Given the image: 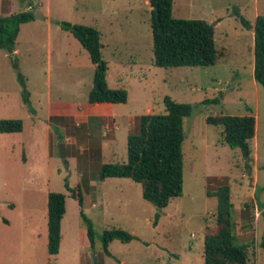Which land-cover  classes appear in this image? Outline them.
Returning <instances> with one entry per match:
<instances>
[{"label": "rangeland", "instance_id": "obj_1", "mask_svg": "<svg viewBox=\"0 0 264 264\" xmlns=\"http://www.w3.org/2000/svg\"><path fill=\"white\" fill-rule=\"evenodd\" d=\"M25 10L34 20L20 25L12 53L0 49V118L23 122L21 132L0 134V264H204L203 239L215 228L216 209L207 192L224 184L247 264H264L257 205L264 208V89L253 78V29L241 22L253 26L264 0H173L174 17L214 26L218 55L214 65L167 69L153 63L148 0H0V15ZM62 21L99 31L107 83L127 91L125 103L88 101L94 66ZM165 95L190 103L192 112L184 119L182 194L157 208L132 179L99 180L98 170L126 160V136L137 131L140 115L164 112ZM214 97L219 101L204 102ZM249 113L256 127L247 167L224 143L223 127L205 117ZM64 178L81 186L94 249L80 238V208ZM49 191L65 194L56 255L46 248ZM112 227L136 238L111 241L106 255L101 236Z\"/></svg>", "mask_w": 264, "mask_h": 264}, {"label": "trees", "instance_id": "obj_2", "mask_svg": "<svg viewBox=\"0 0 264 264\" xmlns=\"http://www.w3.org/2000/svg\"><path fill=\"white\" fill-rule=\"evenodd\" d=\"M152 34L153 63L158 67H196L214 65L217 48L214 26L201 18H177L172 15L173 0H148ZM30 6V4H29ZM34 20L30 10L0 15V49L12 53L22 23ZM244 27L250 23L241 18ZM60 27L70 33L88 53L94 66L93 86L88 93L90 103L117 104L127 101V91L108 85L107 62L102 58L103 44L99 31L89 25L60 22ZM253 78L264 89V14H258L253 24ZM221 93L219 94V96ZM28 104L27 93L23 97ZM218 97L204 102H218ZM164 112L142 114L136 132L126 136V160L103 163L98 170V179L130 178L141 188L142 198L157 208L165 207L172 198L182 194L183 152L185 139L184 119L192 112L190 103L176 102L170 96L163 97ZM251 112V108H247ZM206 124L223 127V141L230 148L240 151L249 167L251 161L250 141L255 136L256 119L252 113L245 115L215 114L205 117ZM23 129L19 118H0V134L17 133ZM64 188L80 208L82 220L81 240L86 247L94 249L93 224L82 210L83 194L77 183L70 186L64 178ZM208 196L216 198L215 228L203 239L204 264H247L246 244L238 241L234 209L227 184L217 187ZM263 217L260 247L264 252V208L257 202ZM65 213V194L58 191L47 193V253L56 255L61 240V219ZM160 214L156 212L152 224ZM136 238L120 227L105 229L101 236L102 250L111 255L108 246L113 240L123 243Z\"/></svg>", "mask_w": 264, "mask_h": 264}, {"label": "water", "instance_id": "obj_3", "mask_svg": "<svg viewBox=\"0 0 264 264\" xmlns=\"http://www.w3.org/2000/svg\"><path fill=\"white\" fill-rule=\"evenodd\" d=\"M247 1L248 0H239V3L243 4V3H246ZM59 154L61 157H63L62 144L59 145ZM93 256H95L94 253H93ZM94 262H95V259H94Z\"/></svg>", "mask_w": 264, "mask_h": 264}, {"label": "crops", "instance_id": "obj_4", "mask_svg": "<svg viewBox=\"0 0 264 264\" xmlns=\"http://www.w3.org/2000/svg\"><path fill=\"white\" fill-rule=\"evenodd\" d=\"M251 28L253 29V26Z\"/></svg>", "mask_w": 264, "mask_h": 264}]
</instances>
